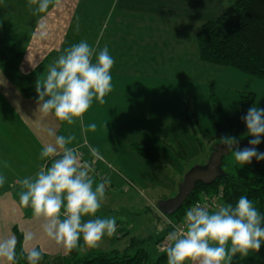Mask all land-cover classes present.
Returning <instances> with one entry per match:
<instances>
[{"label":"rangeland","instance_id":"1","mask_svg":"<svg viewBox=\"0 0 264 264\" xmlns=\"http://www.w3.org/2000/svg\"><path fill=\"white\" fill-rule=\"evenodd\" d=\"M102 2H105V0H68L64 21L67 27L62 32H57L59 31L58 27L54 32H45V35L34 33L31 36L32 38L28 39L25 34L6 32L3 25H1L0 47L9 56L10 60L7 67L11 74H16L14 76L22 84L18 85L20 88L17 87L19 90L26 92L24 96L37 101L38 97L35 91L37 79L46 74L48 65L54 62L63 53L64 49L82 40L88 42L89 33L87 32L89 30L95 31L103 28V32L99 35L100 38L103 36L102 42H104L105 38L111 33L109 31L106 34V32L112 30L113 26L120 24L121 20L124 25L127 23L129 25H132V23L145 24L146 21H151L150 24L153 25L163 20L157 16L148 17L144 15L142 17L129 16L127 19L121 6L116 7L111 18L106 19ZM89 4L94 6L93 10H89ZM217 15L218 13L212 16L214 18L211 19H216ZM103 47L104 44L100 42L99 49ZM146 48L149 49V45H146ZM27 57L33 63L38 64L35 70L29 64ZM169 61L171 64L166 62L165 70L170 75L175 69L186 71V62L180 63L179 60L173 59ZM174 62H176L175 65ZM146 66L147 70H152L153 66ZM187 68L190 71L189 76H187L188 79L178 82L174 80L167 81L164 89L170 93L167 94L168 96L165 94L159 95L160 93L152 94L155 92L154 90L145 89L149 93H147L149 97H146L147 102L150 103L145 106L146 113L143 111L141 114L134 112L139 108L137 104L139 96L138 93H134L137 91L129 89L124 91L125 94L127 92V95L121 99L124 104L120 101L112 104L111 93L109 104H107V96L105 97L106 103L103 105L96 101L93 102L92 107L84 117V122L86 125L96 123L97 129L95 132L82 131L79 121L71 126L62 123L60 127V135L75 137L71 146L78 147L83 161L91 163L93 160L89 152V146L98 149L101 158L96 159L95 163L92 164L93 175L97 181L105 177L110 180L106 187V199L97 215L116 218L117 232L112 238L105 237L101 246L96 248L97 251L112 252L117 250L121 253L128 251L130 254H134L139 247L144 246L154 256L158 252H163L161 251L163 248L161 243L170 232L169 221L173 220V217L164 215L158 209V204L174 198L179 193L180 185L186 174L196 167L207 166L212 158L213 151L218 147L216 140L211 141L205 135L201 138V143L194 138L187 121L182 115L183 104L187 99L191 102L193 114L199 121V126L211 129L212 132L214 131L213 109L210 99L212 92L219 97L224 110L228 114L234 112L240 95L243 93H254L256 96L254 104L259 108H264V78L243 73L234 67L205 63L198 56L193 58L192 66L188 64ZM23 87L26 89L29 87L28 92ZM114 91H116V87L113 88ZM165 100L170 103L172 113L157 114L163 120V125L155 124L149 120L152 119L150 116L154 115L149 111L154 109L155 104H160ZM40 114L36 112L34 118L40 119ZM138 117H140L139 119L145 117V123H141L142 127L139 128H137L139 125ZM40 122H43L45 126V119H40ZM49 122L52 126L51 119ZM152 125L159 128L155 129ZM43 132H40V134H43ZM143 139H146L158 151L157 160L147 162L137 152L135 146H139ZM250 139H252L251 136H246L243 133L242 140L247 147H249L248 141ZM37 150L36 146V154L39 153ZM257 150L264 153L259 146H257ZM252 161L257 160L253 158ZM249 165H238L232 153L228 152L223 156L222 169L226 173L248 177L251 175ZM20 169L18 171V182L26 174V172L22 174ZM18 190L20 191V186ZM213 196L216 197L213 209L226 203L223 196H219V193L209 195L206 199L214 198ZM17 198L19 204L18 192ZM252 202L258 209L256 202ZM23 207L21 206V208ZM26 211L29 214L32 213L28 207H26ZM15 221L19 223L20 229L33 231L37 234L36 243L45 249V255H49L44 264H59V259L68 255H64L65 252L61 248L43 236L38 221L23 220L21 215ZM8 230L9 227L7 229V226L3 224V236H6ZM13 234L16 236L15 232ZM134 239L147 241L144 244L133 246ZM86 248L82 249V255L85 252L87 253ZM232 264H264V258L258 257V253H250L246 258H241L237 254L233 258Z\"/></svg>","mask_w":264,"mask_h":264},{"label":"clouds","instance_id":"2","mask_svg":"<svg viewBox=\"0 0 264 264\" xmlns=\"http://www.w3.org/2000/svg\"><path fill=\"white\" fill-rule=\"evenodd\" d=\"M59 4L60 0H28L33 15L45 14L50 6ZM44 27L41 16L39 29ZM27 60L33 70L38 67L29 57ZM114 63L106 45L97 49L82 40L64 49L35 82L37 112L51 114L69 126L79 121L82 131L95 132L96 123L86 125L84 117L94 101L106 103L105 97L113 90ZM2 75L0 70V84L4 83ZM241 119L246 124L245 135L252 137L250 147L241 149L235 136L221 137L222 145L238 165L250 164L253 158L264 161V153L257 150L264 136V108L254 104ZM48 135L54 142L43 146L39 159L50 164H42L35 175L19 181V204L31 209L43 236L65 254L81 247L98 248L105 237L112 238L117 232L116 218L97 215L110 183L106 177L97 181L93 175L92 164L101 158L98 149L89 146L93 160L86 162L78 147L71 146L74 136L56 135L52 129ZM4 166H8L7 162ZM5 181L6 177L0 175V187ZM23 240L18 254L17 237L0 236V264H18L21 256L27 264H40L45 249L36 243L37 234L26 231ZM166 241L161 251L166 253L167 264H232L237 254L246 258L260 251L264 244V215L243 195L235 205L225 203L212 210L198 203L186 211L182 225L170 231Z\"/></svg>","mask_w":264,"mask_h":264},{"label":"crops","instance_id":"3","mask_svg":"<svg viewBox=\"0 0 264 264\" xmlns=\"http://www.w3.org/2000/svg\"><path fill=\"white\" fill-rule=\"evenodd\" d=\"M226 1L232 0H105L102 2L106 19L111 18L115 8L120 6L127 19L129 16L142 17L143 15L163 19L153 25L150 24L151 21H146V25L141 23L124 25L121 20L120 24L106 32V34L109 31L111 33L104 42H102L103 36L100 38L99 35L103 32V28L87 32L89 33V40L87 39L89 45L99 49L100 42L103 43L108 47L115 61L111 70L113 88L116 87V91L111 92L112 104L117 101L124 104L121 101L127 95L124 91L134 89L137 91L134 93H138L139 96L137 98L139 108L134 112L146 113L145 106L150 104L146 99L149 97L146 88L154 90L152 94L167 95L169 92L164 89L167 81L178 82L188 79L190 72L187 68L188 64L192 66V60L197 56L200 59L197 33L203 23L214 18L212 16L216 13L218 17L226 10ZM67 3L68 0H60V4L57 7L50 6L47 13L33 15L29 10L28 0H0V28L3 25L6 32L25 34L28 39L32 38L34 33L54 32L58 27L57 32H62L67 27L64 22ZM88 8L93 10L94 6L89 4ZM41 16H43L44 29H39ZM142 43L149 45V49ZM170 59L179 60L180 63L186 62V71L175 69L172 75L166 72V62L171 64ZM173 64L175 65L176 62ZM146 65L153 66L152 70H147ZM0 70H2L4 80V83L0 84V175L6 177L4 186L0 187V236H3V224L7 226V229L9 227L5 235H12L15 227L24 235L26 231L20 229L19 223L15 220L19 218V215L23 220L34 219L32 213L29 214L26 211V207L21 208L18 204L19 168L22 174L26 172L23 176L25 178L35 175L42 164L49 162L40 160L39 153L45 144L54 142V138L48 135V130L52 129L56 135H60L62 123L51 114H40V119L46 120L45 126L40 119H35L36 101L24 96L23 92L18 89L3 67L1 60ZM109 95L106 97L107 104H109ZM170 106L167 100L155 104L154 109L149 111L154 114L149 120L163 125V120L157 114L172 113ZM112 112L114 113V110ZM139 118H137L139 121L137 128L142 127L141 123H145V117ZM50 119L53 122L52 126L49 124ZM152 126L155 129L159 128L156 125ZM141 142L147 141L143 139ZM36 146L39 151L37 154L35 153ZM5 162H7V167L4 166ZM258 257L264 258V244L261 245Z\"/></svg>","mask_w":264,"mask_h":264},{"label":"trees","instance_id":"4","mask_svg":"<svg viewBox=\"0 0 264 264\" xmlns=\"http://www.w3.org/2000/svg\"><path fill=\"white\" fill-rule=\"evenodd\" d=\"M197 43L201 61L214 65L234 67L243 73L264 78V0H232L228 1L227 9L216 19H211L202 24L197 33ZM0 60L9 74L11 80L18 86L22 85L9 70V56L0 47ZM18 86V87H19ZM20 88V87H19ZM24 90L28 92L25 87ZM21 90V89H20ZM22 91V90H21ZM23 94L26 92L22 91ZM29 96V94H28ZM214 131L201 128L199 121L193 114L191 102L186 100L183 104L182 115L187 121L191 132L196 140L201 143L203 135L211 141L216 140L217 146H223L220 138L223 136H235L238 138L239 147L244 145L243 133H246V124L241 119L248 109L255 103L254 93H243L240 95L238 105L232 114L226 113L219 97L212 92L210 95ZM143 145V146H141ZM264 151V136L258 145ZM250 147V145H249ZM137 152L147 162L157 160L158 151L148 142L135 146ZM50 164V161H49ZM223 165V163H222ZM251 175L241 177L224 172L211 185L199 183L197 188L189 196L185 204L171 218L180 221L184 218L186 211L201 200L204 196L222 193L226 203L235 205L239 197L247 196L255 201L258 210L264 215V162L252 161L249 165ZM18 240L17 253L21 252L23 246V233L14 228ZM147 240L134 239L132 245L144 244ZM159 242L161 241L158 240ZM83 244V241H81ZM131 247V246H130ZM85 247L73 250L67 256L59 259V264H167L166 253L158 252L156 256L146 250L144 246L139 247L134 254L128 251L102 252L96 248H86L88 251L81 254ZM48 256L44 254L40 264H44ZM18 264H27L22 256L18 258Z\"/></svg>","mask_w":264,"mask_h":264},{"label":"water","instance_id":"5","mask_svg":"<svg viewBox=\"0 0 264 264\" xmlns=\"http://www.w3.org/2000/svg\"><path fill=\"white\" fill-rule=\"evenodd\" d=\"M225 153H228L227 149L223 146H218L212 153L209 164L204 167H196L189 171L180 185L179 193L172 199L160 202L157 206L158 209L164 215H173L185 204L199 183L211 185L218 178L222 177L224 175L222 163Z\"/></svg>","mask_w":264,"mask_h":264},{"label":"built area","instance_id":"6","mask_svg":"<svg viewBox=\"0 0 264 264\" xmlns=\"http://www.w3.org/2000/svg\"><path fill=\"white\" fill-rule=\"evenodd\" d=\"M219 196L222 197V193H219ZM208 196H206L204 199H201L199 201H197L193 206H195L196 204H201L202 206L206 205L208 206V208L211 210L213 209V203L215 202V196H213L214 198H210V199H206ZM184 219V218H183ZM183 219L180 221H174L171 220L169 221V227H170V231L175 230L176 228L180 227L182 225ZM167 237V236H166ZM166 237L165 239L162 241L161 245L164 247L166 244Z\"/></svg>","mask_w":264,"mask_h":264},{"label":"flooded vegetation","instance_id":"7","mask_svg":"<svg viewBox=\"0 0 264 264\" xmlns=\"http://www.w3.org/2000/svg\"><path fill=\"white\" fill-rule=\"evenodd\" d=\"M214 152V151H213Z\"/></svg>","mask_w":264,"mask_h":264}]
</instances>
